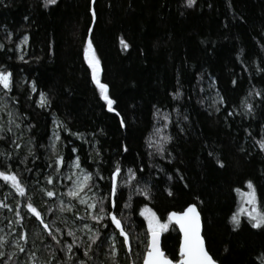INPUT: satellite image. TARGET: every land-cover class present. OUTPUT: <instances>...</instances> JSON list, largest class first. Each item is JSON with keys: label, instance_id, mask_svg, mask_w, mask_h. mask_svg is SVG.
Segmentation results:
<instances>
[{"label": "trees", "instance_id": "obj_1", "mask_svg": "<svg viewBox=\"0 0 264 264\" xmlns=\"http://www.w3.org/2000/svg\"><path fill=\"white\" fill-rule=\"evenodd\" d=\"M24 35L28 45L23 55L18 45ZM89 37L98 79L108 85L115 112L94 79ZM0 43V66L11 71L13 81L11 89L0 86L13 115H6L4 123L12 132L0 137V152L13 155L0 154V168L16 171L27 189L21 196L0 178V233H9L8 251L15 247L11 240L18 239L17 232L27 233L21 244L26 253L35 251L43 264L51 259L52 248V255L62 259L64 249L44 223L53 233L63 230L59 239L64 244L73 239L69 229L82 241L87 239L81 232L84 224L103 231L85 215L87 206L77 202L80 216L75 217L76 209L61 211L59 206L61 199L65 205L73 200L65 192L66 177L79 156L81 167L98 183L99 191L92 189L97 199L108 193L115 163L121 166L118 218L130 234L132 252L125 245L119 264L142 263L148 211L164 222L170 211L191 203L202 214L207 248L220 264H264V226L253 227L244 211L250 180L257 211L264 212V149L259 147L264 138V0H196L191 7L184 0H56L47 6L44 0H2ZM212 82L223 97L219 111L209 103ZM41 92L49 101L45 106L37 103ZM175 92L180 95L173 96ZM54 133L58 140H53ZM165 135L172 139L164 141ZM157 140L163 141V155L149 147ZM53 143L64 164L53 163ZM30 147L34 151L27 155ZM128 168L137 176L121 183ZM48 175H53L52 184L45 179ZM45 189L56 195L48 197ZM29 202L41 212L43 223L27 208ZM103 205L117 211L107 199ZM233 214L240 217L238 225ZM109 224L106 217L104 225ZM107 231L109 236L117 233L115 246L120 248L119 229L110 224ZM162 232L166 254L178 258L177 226L168 221ZM101 241L89 264H111L107 253L112 240L102 236ZM9 264L31 262L18 253Z\"/></svg>", "mask_w": 264, "mask_h": 264}, {"label": "snow or ice", "instance_id": "obj_2", "mask_svg": "<svg viewBox=\"0 0 264 264\" xmlns=\"http://www.w3.org/2000/svg\"><path fill=\"white\" fill-rule=\"evenodd\" d=\"M56 0H44V5L54 4ZM94 2V0H93ZM2 3V0H0ZM184 3L189 7L194 6L196 4V0H184ZM95 9H92V16L95 17ZM27 19V17H25ZM28 40V36L24 35L21 39L20 43L23 44ZM4 45L0 43V48H3ZM88 48H92V40L91 37L88 38ZM23 59V57H20ZM89 63L93 66V75L96 82L99 84L101 91L104 93V99L108 103V107L115 112L116 109L112 107L114 101L107 94V84L100 83L99 79L96 77V72L98 69V61L95 60L94 57L89 58ZM235 83V81H233ZM33 88L35 91V82H32ZM0 86L3 89H11L13 86L12 81V73L10 70L5 69L3 66H0ZM257 96L261 95V92L255 93ZM179 92L173 93V96H179ZM0 99H3L0 97ZM221 101H223V97H219ZM48 98L45 93H40V100L37 103H40L41 106H45L48 103ZM4 108L7 105L3 106ZM246 108L251 110L253 109V105L250 103L246 104ZM219 109H217L218 111ZM156 114H160V109L156 110ZM9 115H12L9 112ZM164 120H168V115H164ZM187 120V116L184 117ZM121 125L124 124V120L121 118ZM162 127H166V125H162ZM65 131H70V129L65 128ZM183 129H181L182 131ZM159 131V129H157ZM12 132L11 127H5L4 124H0V137L7 136L8 133ZM74 135H80L79 133H74ZM12 139V138H10ZM19 137H15L13 139V143L15 148H21V143H16ZM54 139L58 140L59 136H56ZM172 139L171 136L165 135L164 141ZM149 147H156L158 152L163 155L165 149L163 147V141L157 140L156 145L149 144ZM259 147L264 149V138H261L259 141ZM52 149L55 152L53 163L54 164H64V157L57 151L55 143L52 144ZM124 150L127 151V146H124ZM34 149L29 148L27 155H31ZM76 151L75 148L72 150ZM99 151V150H97ZM5 157L12 156L13 153L10 151L0 152ZM27 155L25 159L27 158ZM218 164H223L222 160H217ZM75 168L79 169V173H73L70 177H66V179H71L73 182L67 186H65V192L68 197L73 198V200L69 201L67 205L64 204L63 199L60 200L59 206L61 211L64 210H73V216H80V212L77 209V202L79 204L87 205V209H95L94 213H89L87 209L85 210V215H90L92 221H97L100 225L103 226V231H101L100 227L90 228L88 224H84L83 228L87 231V239L80 240L75 237V232L72 229L68 230V235L73 237L70 243L64 244L62 240L59 239L60 236H63V230L61 228H57L55 233L49 228L47 223H44V228L49 230V236L52 240H55L58 245L64 249V257L62 259H57L55 255H52L53 249L49 248L48 253L51 256V259L45 258L43 264H89V261L92 259V256L96 255L97 248L102 243L101 237L108 236L112 240V243L108 245L109 251L107 256L111 259V264H119V251L126 245L128 252H132V246L130 244V234L125 230V226L122 225V219L118 218V212L121 210L119 201L122 194V189L118 188V175L121 173L122 169L119 162L115 163L114 170L111 172L109 177L110 188L108 193H106L103 197L97 199L95 198V192H92L93 188H96L99 191L98 183L93 181V173L81 168L80 157L76 156L73 162ZM19 167V165H17ZM140 169H143V165L139 166ZM25 171H28L27 169ZM127 172L129 173L127 179L123 180L121 183H129L132 181L134 177L137 176V172L133 168H128ZM99 176V173L96 174ZM0 178H2L5 182H11L13 188L20 193L21 196L27 195L26 186L21 182V177L18 175L16 171L8 170L7 168H0ZM103 179V177H99ZM49 184L53 183V175H48L45 177ZM39 183V181H37ZM251 191L246 193L248 197V203L251 205V208L248 210L247 215L253 221V227L260 228L264 226V212L257 211V195L256 191L252 185V181H246ZM46 195L48 197H53L56 195L54 190L45 189ZM91 193V196H89ZM144 194H148L147 189L145 188ZM109 200L110 204L114 205L117 209L116 212H111L103 205V200ZM3 202H0L2 204ZM4 207H8V205H3ZM36 217L41 218V223H43V218L41 212L31 203L29 202L27 205ZM127 206V205H125ZM147 207V206H145ZM51 211L52 209H48ZM19 216V213H16ZM106 217L110 218V224H115V227L119 229V234L123 236V240L120 242L121 247L117 248L115 245L117 244L116 235L117 233L113 232L111 236L108 234L109 225H104V220ZM175 220L176 224L179 225L180 231L183 233V240L179 245V255L178 258H170L160 247L159 238L162 231L168 229V221ZM232 220L238 225L240 217L237 214H233ZM75 223V220L73 221ZM148 229L150 232L149 242L146 245V250L143 254L142 261L143 264H218V260L214 259L210 252L207 250L205 246L204 237L201 235V222H200V214L196 209L195 204H189L187 208L182 212H170L168 213V220L161 223L155 217V213L148 219ZM13 232H17L15 228L12 229ZM18 239L11 240L12 244H15V247L10 251L7 250L8 244V236H0V264H9L14 256H17L18 253H25L27 258L30 260L31 264H41V262L37 259V253L35 251H29L26 253V248L22 247V242L27 241V233H19L17 232ZM74 245H79L80 248L74 249ZM82 252V257L80 253ZM91 253V255H90ZM73 257H77L75 261H73ZM101 264H107L105 261H101ZM130 264H136L135 260H132Z\"/></svg>", "mask_w": 264, "mask_h": 264}, {"label": "rangeland", "instance_id": "obj_3", "mask_svg": "<svg viewBox=\"0 0 264 264\" xmlns=\"http://www.w3.org/2000/svg\"><path fill=\"white\" fill-rule=\"evenodd\" d=\"M27 45H28V40L25 42V43H23V44H21V43H19V45H18V50H19V52L21 53V54H25V51H26V48H27ZM88 58H90V57H94L95 58V60L96 61H98V59H97V57H96V55H95V53H94V51H93V49L91 48V49H89L88 50ZM91 66H92V64H91ZM98 66H99V64H98ZM92 68H93V66H92ZM98 69H99V67H98ZM99 70L96 72V77L97 78H99ZM211 89H212V91H211V93L209 94V103H210V106L212 107V109L213 110H215V111H217V109H219L220 110V108L222 107V105H224V103H223V101H221L220 99H219V97H221V95H220V93H219V91H218V89L216 88V86H215V83L214 82H212L211 83ZM34 92V91H33ZM0 97H2L3 99H0V124H4V123H6L7 121H6V115H9V110H8V101L6 100V98H5V96L2 94V89H0ZM40 97V96H39ZM4 105H7V107L6 108H4L3 106ZM218 110V111H219ZM12 117H13V115H12ZM56 137V133H54V135H53V140H56V139H54ZM82 168V167H81ZM83 169V168H82ZM73 173H79V169H77V168H75L74 167V165H73V167H72V171L71 172H69L68 174H67V177H70ZM67 182H69V184H71L73 181L71 180V179H67ZM92 192H93V190H92ZM247 193V192H246ZM246 193H245V196H244V199H245V202H246V207H245V210L244 211H248L249 209H248V205H250L249 203H248V197H247V195H246ZM89 196H91V193H89ZM82 205H85V204H82ZM85 206H87V205H85ZM249 208H251V205L249 206ZM90 210V213H94L95 212V209H89ZM146 212H147V210H145ZM152 213H154L153 211H148L147 212V222H148V219H149V217L152 215ZM155 217H156V219H158L161 223H163V221H161L157 216H156V214H155ZM88 225L90 226V228H94L93 226H92V224L91 223H88ZM83 231V233H85V234H87V231L88 230H86V229H84L83 227H81V232ZM8 236V238H9V233L8 232H4V233H0V236Z\"/></svg>", "mask_w": 264, "mask_h": 264}, {"label": "water", "instance_id": "obj_4", "mask_svg": "<svg viewBox=\"0 0 264 264\" xmlns=\"http://www.w3.org/2000/svg\"><path fill=\"white\" fill-rule=\"evenodd\" d=\"M191 204H195V203H191ZM196 205V204H195ZM187 208V207H186ZM185 208V209H186ZM185 209H183V210H181V211H175V210H172V211H170V212H173V211H175V212H182V211H184ZM196 209H197V211H198V213L200 214V222H201V235L204 237V234H203V232H204V222H203V218H202V214H201V212H200V210H199V208H198V206L196 205ZM169 212V213H170ZM171 222H173L176 226H177V228H178V231H179V233H180V243L182 242V240H183V233L180 231V229H179V225L178 224H176V222H175V220H171ZM149 237H150V232H149ZM162 239H163V232H161V234H160V238H159V243H160V247L162 248V250L165 252V250L163 249V247H162ZM204 241H205V246H206V248H207V244H206V240H205V237H204ZM148 242H149V238H148ZM207 250H208V248H207ZM209 251V250H208ZM210 252V251H209ZM166 253V252H165ZM211 254V253H210ZM212 255V254H211ZM213 256V255H212ZM170 257V256H169ZM171 258V257H170ZM214 258V257H213ZM215 259V258H214ZM141 264H143V261H142V263ZM218 264H220L219 262H218Z\"/></svg>", "mask_w": 264, "mask_h": 264}, {"label": "bare ground", "instance_id": "obj_5", "mask_svg": "<svg viewBox=\"0 0 264 264\" xmlns=\"http://www.w3.org/2000/svg\"><path fill=\"white\" fill-rule=\"evenodd\" d=\"M239 209V208H238ZM149 238V237H148Z\"/></svg>", "mask_w": 264, "mask_h": 264}]
</instances>
